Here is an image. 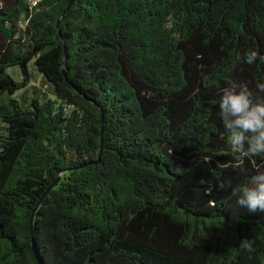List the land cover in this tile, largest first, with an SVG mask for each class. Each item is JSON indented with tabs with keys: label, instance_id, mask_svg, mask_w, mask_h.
I'll return each mask as SVG.
<instances>
[{
	"label": "trees",
	"instance_id": "16d2710c",
	"mask_svg": "<svg viewBox=\"0 0 264 264\" xmlns=\"http://www.w3.org/2000/svg\"><path fill=\"white\" fill-rule=\"evenodd\" d=\"M250 50L264 0H0V264H264L219 110Z\"/></svg>",
	"mask_w": 264,
	"mask_h": 264
},
{
	"label": "clouds",
	"instance_id": "9594fccd",
	"mask_svg": "<svg viewBox=\"0 0 264 264\" xmlns=\"http://www.w3.org/2000/svg\"><path fill=\"white\" fill-rule=\"evenodd\" d=\"M239 58V57H238ZM245 62L249 65L258 59L264 62V56L256 50L246 53ZM259 92L264 93V83L257 84ZM220 117L224 128L228 131V142L238 163L244 158H254L264 154V96H254L247 84L232 82L223 89L219 103ZM230 182H222L225 187ZM237 203L250 211H264V171L257 170L250 179L238 189L233 190ZM252 241L245 239L240 247L251 251Z\"/></svg>",
	"mask_w": 264,
	"mask_h": 264
},
{
	"label": "rangeland",
	"instance_id": "374dc122",
	"mask_svg": "<svg viewBox=\"0 0 264 264\" xmlns=\"http://www.w3.org/2000/svg\"><path fill=\"white\" fill-rule=\"evenodd\" d=\"M7 72L11 74L16 80L21 79V74L17 69V67L15 68L9 67L7 68ZM29 72H30L29 83L27 84V86H25V88L18 90L16 92L17 94L16 96L20 98H25V101H27L33 95V91H34L33 87L39 89L40 91L41 89H46V92L49 95L51 92L50 86H47V83L43 81L41 75L38 74L31 65H29Z\"/></svg>",
	"mask_w": 264,
	"mask_h": 264
}]
</instances>
